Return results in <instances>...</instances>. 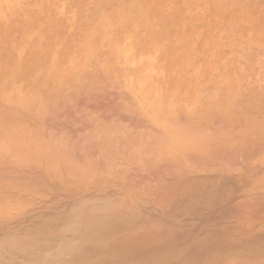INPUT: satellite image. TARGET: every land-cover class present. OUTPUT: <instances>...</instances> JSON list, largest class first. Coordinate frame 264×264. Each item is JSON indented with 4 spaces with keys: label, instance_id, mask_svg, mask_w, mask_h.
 I'll list each match as a JSON object with an SVG mask.
<instances>
[{
    "label": "rangeland",
    "instance_id": "1",
    "mask_svg": "<svg viewBox=\"0 0 264 264\" xmlns=\"http://www.w3.org/2000/svg\"><path fill=\"white\" fill-rule=\"evenodd\" d=\"M0 115V264H264V0H0Z\"/></svg>",
    "mask_w": 264,
    "mask_h": 264
},
{
    "label": "bare ground",
    "instance_id": "2",
    "mask_svg": "<svg viewBox=\"0 0 264 264\" xmlns=\"http://www.w3.org/2000/svg\"><path fill=\"white\" fill-rule=\"evenodd\" d=\"M41 108L43 109V107H41ZM42 109H40V110H42ZM87 113H88V112H87ZM89 113H90V112H89ZM94 113H95V112H94ZM97 113H98V112H97ZM97 113H96V114H97ZM13 114H14V113H13ZM90 114L92 115V112H91ZM12 116H14V115H12ZM87 116H88V115H87ZM89 116H90V115H89ZM97 116H99V115H97ZM16 117H17V116H16ZM16 117H15V116L13 117L14 119H16V120L18 121V122L16 121V123L21 122V123H20L21 125L18 126V125H19V124H18L17 127H16V126H15V127H16V128L20 127L19 132H23V131L25 130V129L22 130V129H23V126H22V125H23V122L21 121V119H19L20 117H18V118H16ZM91 117H92V118H94V117H93V115L90 116V119H91V121H92L93 119H92ZM1 118H5L3 121H9V119H12L11 117H8V116H7V117H5V116L3 117V115H2V116L0 115V119H1ZM7 118H8V120H7ZM19 120H20V121H19ZM94 120H95V118H94ZM94 120H93V121H94ZM1 121H2V120H1ZM1 121H0V123H1ZM3 121H2V122H3ZM12 121H14V120L12 119ZM41 121H43L42 118H41ZM41 121H40V123H39V124H40L39 126H34V127L36 128V130H37L36 133L38 132L37 135L35 134L34 138H35V137H36V138L38 137V138H37V140L34 139V138L32 139V142L34 143L35 146H33V148H32L31 150H30L29 148H30V146H32V144H30V145L28 146V143L31 142V141H29V140H28V142H27V140L25 139V140H26L25 142H27V145L25 144V142H23L24 144H23V143L21 144L23 147H22V146L19 147L20 144L17 143V142L15 143L16 140H14V137H17V140H19V139L21 138V136H22V134L19 133V132L17 131V129H16L15 132H16V133L18 132V135H19V136H18V135H17V136H14V135H16V134H14L15 132L13 133L14 135L11 134L14 130L10 133V136L13 135L14 137H12V139H9V140H11V141L14 140V141H12L13 143H11V144H10V142H6V144L8 143L9 145H12L11 147H9V146L7 145L6 150L11 151L10 149H7L8 147H9V148H12V150H14V148H16V147H17L18 149H19V148H20V149L22 148V150H23V151H21V150H18V151H17V148H16V153H15V150H14L15 155H14V154H11V158H14V157L17 158V157L19 156L20 158H19V157H18V158L20 159L19 161L21 162L22 160L26 159L25 155H26V156H31L30 154H37V155L39 156V154H40L42 157L44 156V158L46 159L45 156L49 154V153H47V152H50V151L52 150V148L48 145V147H50L51 150L45 152L44 148L41 147V145H37V144H39V136H41L42 138H45V140H46V137H47V136H42L43 134L46 135L45 133H47V132H45V131H48L47 127L44 128V129H42V128H43V125H44V126H45V125L47 126V124H46L45 122H42V123H41ZM10 122H11V121H9V123H8L9 126H7V128L10 127L11 129H9V130L15 129V127L13 128L12 126H10L11 124H14V123H12V122L10 123ZM44 123H45V124H44ZM41 124H43V125L41 126ZM25 126H26V127H25ZM25 126H24V128H26V129H28V130H31L30 128H28L27 125H25ZM31 126H32V125H31ZM40 126H41V128H40L41 130L38 128V127H40ZM21 127H22V128H21ZM7 128L4 127V131H2L3 128L0 130V133H1V131H2V132L5 134V137H6V138L8 137V136L6 135L7 133H5V130H6ZM21 130H22V131H21ZM28 130H26V131H28ZM7 131H8V130H7ZM43 131H44V132H43ZM104 131L106 132V130H104ZM8 132H10V131H8ZM39 132H43V133H39ZM48 133H49V132H48ZM48 133H47V135H48ZM1 134H2V133H1ZM24 134H25V133H23V135H24ZM41 134H42V135H41ZM8 135H9V134H8ZM49 135H50V136H49ZM49 135H48V139H49V140L47 139V141H46L47 143H46V144L52 143V145H53V149L56 150V148H57L58 146L56 147V144H55V148H54V143H55V142L58 143L57 141H55L57 137L54 136V135H55L54 133L52 134L51 130H50ZM52 135H53V138L55 137V138H54L55 140L53 141L54 143H53V142H50V137H51V139H52ZM58 136H59V135H58ZM60 136H61V135H60ZM60 136H59L58 138H60ZM90 136H92V134H91ZM41 137H40V138H41ZM84 137L87 138V137H89V135H88V136H84ZM9 138H11V137H9ZM67 138H68V137H67ZM77 138H78V137H76L75 140H76V141L78 140V142L81 143V142L79 141L80 136H79L78 139H77ZM21 139H24V137L22 136ZM62 139L65 141V144L67 145V146L65 145V147H63L64 150L62 149V143H64V141H63ZM65 139H66V138H64V137H62V136H61V140L58 139V140H59V143L61 144V145H59V147L61 146V149L63 150V152L65 151L66 148H67V150H69L70 147L73 149V143H72L71 146H69L70 144H67V141H66ZM80 139H81V138H80ZM108 139H109V138H108ZM35 140H36V141H35ZM45 140H42V141H41V139H40V142H42V143H41L42 145H43V144L45 145ZM52 140H53V139H52ZM52 140H51V141H52ZM95 140H96V139H95ZM104 140H105V138L103 139V141H104ZM112 140H114V139H112ZM34 141H35V142H34ZM48 141H49V143H48ZM62 141H63V142H62ZM32 142H31V143H32ZM36 142H37V143H36ZM43 142H44V143H43ZM100 142H101V141H100ZM104 142H105V141H104ZM104 142H102V143H104ZM68 143H69V142H68ZM106 143H107V142H106ZM0 144H1V143H0ZM97 144H99V143H97ZM110 144H111V143H109V144L107 143V145L111 146ZM1 145H2V144H1ZM25 145L28 146V147L25 148V147H26ZM36 145H37V147L39 146V149H38V150H37V148H36ZM44 145H43V146H44ZM50 145H51V144H50ZM2 146H4V145H2ZM15 146H16V147H15ZM103 146L106 147V145H103ZM13 147H14V148H13ZM45 147H47V145H45ZM48 147H47V148H48ZM68 147H69V148H68ZM74 147H75V145H74ZM76 147H77V145H76ZM104 147H103V148H104ZM34 148H35L36 150H33ZM2 149H3V148H2ZM25 149H28L29 152H32V150H33V151H36V153H35V152H32V153H29V154H28V152H25V151H26ZM42 149H43V150H42ZM57 149L59 150V148H57ZM109 149H110V148H109ZM109 149L107 148L106 150L109 151ZM47 150H49V148H48ZM58 150H56L55 153H53V151H51L52 153L50 152V153H51V157H50V155L47 156V160L50 159V161H48V163H47V160H45L47 165H48L49 163L51 164V167H49L50 164L48 165V168H47L48 170H46V168H45V167H47V165H46V166L44 165L45 172H44V171H43V172L45 173L46 176H47V175H48V176H53V177H50V178H55L54 176H57V178H58V177L60 178V174L57 173L58 171H57L56 169H54V168H55L54 166H55V165L58 166V163H59V162H60V163H59V166H61V168L64 167V166H66V164H67V168L71 167L72 170H74V169H75L74 166H76L77 164H79V162H82V161H83V162H82V163H83L82 166H81V167L76 166V171L74 170L75 172L69 170V171H71L70 174H71V175H72V173H76V174H77V173L79 172L78 169H80V173H78L77 175H76V174L73 175V176H75V175L78 176V178L75 177L76 179H79V177H80V178L83 180L84 178H82V177H88V176L85 175V174H88V175H89V172H90V171H91L90 174L92 175V173H93V172H92L93 169L91 168L92 166L87 165V164H88V161H86L85 158H84V160L87 162L86 165L89 166V167H88L89 170H88L86 173H85V171H86L85 168H87V166L85 165L84 160H82V161L79 160V161H78V160H76V158H73V157L75 156V155L73 156V154H74L73 152H74V151L72 152L71 149H70V153H69V151H65V152H64V153L67 152V154L69 153V154H68V157H69L70 154H71V156H70L71 158H68V157H63V156H67V155L64 154V155L62 156L61 153H63V152L60 153V152H58ZM1 151H2V152H1ZM4 151H5V147H4ZM8 151H5V153L8 152ZM42 151H43V154L41 153ZM18 152H19V154H18ZM22 152H23V153H22ZM24 152H25V153H24ZM37 152H39V153H37ZM2 153H3V150H1V147H0V154H1L0 157L3 155V158H4V157L8 158L7 160H8L9 162H11V163H8V161L5 160V158L3 159V161L1 160V159H2V158H1V159H0V163L3 164L4 161H7V162H5V163H7V165H9V168H8L7 165H6L7 167L4 165L5 163H4L3 165L5 166V168H8V169H6L7 173H8V171L11 170L10 175H13V174H14L12 171H16V174H17V175H13V176H12V177L15 176L14 179L16 180V176H17V178H18V175H19V173H17V172H19V170H22V169H19V168L17 167V165H18V166H21V165L19 164L18 161H15V160H17V159H14V162H13V159H11L10 157H7V155H8L10 152L7 153V155H6V154H2ZM12 153H13V151H12ZM44 153H45L46 155H44ZM72 153H73V154H72ZM21 154H22V155H21ZM4 155H6V156H4ZM16 155H18V156H16ZM20 155H21V156H20ZM9 156H10V154H9ZM12 156H14V157H12ZM107 156L109 157L108 153H107ZM107 156H105V157L107 158ZM24 157H25V158H24ZM48 157H50V158H48ZM58 158H59V159H58ZM62 158H64V159H62ZM67 158H68V163H65V164H64V161H66ZM109 158H110V157H109ZM171 158H172V159H175L176 157H175V158L171 157ZM55 159L57 160L58 163H57V164H54V166H53V167H54V168H53L54 170H50V169H52V165H53L52 163H55V162H53V161H56ZM69 159H70V160H69ZM71 159H72V161H75V160H76V161L78 162L77 164H75V162H71L72 164H73V163L75 164L73 167L71 166V163H70ZM73 159H74V160H73ZM87 159L90 161L89 158H87ZM107 159H108V158H107ZM188 159H189V158H188ZM205 159H207V158H205ZM61 160H62V164H61ZM1 161H2V162H1ZM109 161H110V160H109ZM186 161L188 162V160H186ZM190 161L192 162V160H190ZM17 162H18V163H17ZM89 163H90V165H92L94 162H93V163L89 162ZM172 163H173V164H172ZM172 163H171V164L174 166V161H172ZM180 163H181V161H180ZM13 164H16V167H17L18 169H17L16 167H14ZM68 164H70V166H68ZM106 164H107V163H106ZM106 164H105V166H106ZM108 164H109V163H108ZM169 164H170V163H168V166H169ZM171 164H170V165H171ZM176 164H178V165H176ZM176 164H175V166H177V167L179 168V167H180L179 163L176 162ZM187 164H188L187 166L190 165L189 162H188ZM3 165L0 166V167H1V168H0V171H1V170H2V171L5 170V168H3V167H4ZM10 165H12V166L10 167ZM79 165H80V164H79ZM83 165H85V168H84V169H83ZM93 165H94V164H93ZM110 165H111V163L109 164V166H110ZM107 166H108V165H107ZM12 167H13V168H12ZM78 167H79V168H78ZM94 167H95V166H94ZM177 167H176V168L174 167L173 169L175 170V169H177ZM182 167H183V166H182ZM2 168H3V169H2ZM20 168H22V167H20ZM61 168H60V169H61ZM64 168H66V167H64ZM71 168H69V169H71ZM107 168H108V167H107ZM167 168H168V167H167ZM62 169H63V168H62ZM81 169H82V171H83L84 174L81 172ZM106 170H107V169H106ZM166 170L168 171V169H166ZM169 170H170V169H169ZM55 171H57V172H55ZM69 171H66V172L68 173ZM93 171H94V170H93ZM163 171H164V169H163ZM170 171H171V170H170ZM179 171H180V170H179ZM21 172H22V171H21ZM21 172H20V173H21ZM50 172H51V173H50ZM54 172H55V174H54ZM66 172H63V173L66 174ZM4 173H5V172H4ZM7 173L5 174L6 177L8 176ZM12 173H13V174H12ZM94 173H95V172H94ZM162 173H163V172H162ZM162 173H161V176H163V175L165 174V173H164V174L162 175ZM168 173H169V172H168ZM24 174H26V173H24ZM56 174H59V176L56 175ZM70 174H69V176L71 177ZM181 174H182V172H181ZM27 175H28V174H27ZM27 175H25L24 178H26ZM62 175H63V174H62ZM66 175H68V174H66ZM79 175H80V176H79ZM82 175H84V176H82ZM91 175H90V176H91ZM158 175H159V174H158ZM28 176H29V175H28ZM28 176H27V177H28ZM48 176H47V178H49ZM73 176H72V177H73ZM159 176H160V175H159ZM165 176H166V175H165ZM8 177H11V176H8ZM12 177H11V178H12ZM20 177H23V173L20 174ZM63 177H66V176L63 175L61 178H63ZM140 177H141V176H140ZM166 177H167V176H166ZM142 178H143V176H142ZM145 178H146V177H145ZM12 179H13V178H12ZM12 179H11V180H12ZM81 179H80V181H79L80 183H82V180H81ZM143 179H144V178H143ZM215 182H216L215 185L217 186V183H218V182H217V181H215ZM219 182H220V181H219ZM220 183H221V182H220ZM220 183H218V186H220V185H221V186L224 185V183H221V184H220ZM213 184H214V183H213ZM219 184H220V185H219ZM81 185H82V184H81ZM81 185H80V186H81ZM216 186H215V187H216ZM103 206H107V205L103 204ZM96 210H97V209H96ZM97 211L100 212L101 210H97ZM97 211H96V212H97ZM103 214H104V216H102ZM105 216H106L105 213L101 211V212L99 213V215H98V217L101 218V219H99V220H100V221H102V219L104 220V219L106 218ZM114 216H115V214H114ZM78 217H79V216H78ZM81 218H82V217H81ZM81 218H80V220H81ZM86 218H87V217H86ZM86 218H85V219H86ZM88 218H89V217H88ZM88 218H87V219H88ZM90 218H91V217H90ZM83 219H84V218H82V220H83ZM85 219H84V220H85ZM87 219H86V220H87ZM85 223H87V222H85ZM64 225H65V224H64ZM64 225H63V226L61 225V226L65 228ZM66 225H67V224H66ZM70 225H71V224H70ZM80 225L82 226L83 224H80ZM80 225H79V226H80ZM83 226H84V225H83ZM86 226H87V224L85 225V227H86ZM89 226H90V225H88L87 227H89ZM108 227H109V226H108ZM108 227H106V228H108ZM48 228H51V227H48ZM79 228H80V227H79ZM48 230H49V229H47L46 231L48 232ZM50 231H51V230H49L48 233H50ZM31 232H32V231H31ZM31 232H29V233L31 234ZM47 232H46V233H47ZM83 234H84V233H83ZM81 235H82V233H81ZM0 240L4 241L3 239H0ZM6 240L8 241V239H6ZM6 240H5V241H6ZM13 240H14V239H13ZM13 240L11 239L12 242H13ZM16 240H17V239H15L14 242H16ZM18 240H20V238H18ZM18 240H17V243L19 244V242H20L22 239H21L20 241H18ZM2 241H0V243H2ZM5 241H4V242H5ZM7 241H6L5 243L3 242V243H2V244H3L2 246H1V244H0V247H5V249H6V248L8 249V247H9L10 244L13 245L12 247H14L15 245H16V247H17V245H18V244L14 243V242H13V244H12V242H10V241H8V243H7ZM63 241H64V240H63ZM63 241H61L60 243H61V244H62V243L66 244L65 242H67L68 240H66L65 242H63ZM69 241H70V243H69V242H67V243H68V244H71V242L73 243L74 240L71 239V240H69ZM81 241H83V240L78 239L75 243H77V242L79 243V242H81ZM84 241H85V240H84ZM84 241H83V243L86 244ZM89 241H90V240H89ZM94 241H96V240H93L92 244L96 245L97 243H95ZM9 242H10V243H9ZM47 242H48V244H50L49 241H47ZM86 242H88V240H86ZM96 242H98V243L101 244L102 241L99 242V241L97 240ZM6 243L9 244V245H6ZM20 243H21V242H20ZM78 243H77V244H78ZM4 244H5V246H4ZM84 244H83V246H84ZM88 244H89V243H88ZM90 244H91V241H90ZM72 245H73V244H72ZM72 245L69 246V247H71L72 249H73L74 247H76V249H77V248L79 247L78 245H80L79 250H81V244L73 245V246H72ZM7 246H8V247H7ZM65 246H66V248L68 247V245H65ZM83 246H82V248L85 247V246H84V247H83ZM88 246H89V245H88ZM92 246H93V245H92ZM10 248H11V247H10ZM71 248H69V249H71ZM93 248H94V246H93ZM101 248H102V247H101ZM13 249H17V248H13ZM69 249H66V250H67V251H70ZM74 249H75V248H74ZM74 249H73V250H74ZM76 249H75L74 251L71 250L70 254H71L72 252H74V255L76 254L75 252H77V254H78V252H80V251H76ZM85 249L87 250V246H86ZM85 249H82V250L84 251ZM97 249H99V248H98V245L95 246V249H94V250H97ZM0 250H3V248L0 249ZM49 250H50V249H49ZM49 250H48V251H49ZM77 250H78V249H77ZM82 250H81V251H82ZM94 250H93V251H94ZM99 250H100V249H99ZM64 252H65V251L63 250V253H64ZM60 253H61V252H60ZM65 253H66V252H65ZM97 253H99V252H97ZM61 254H62V253H61ZM70 254L68 253L67 255H68V256H72L73 253H72L71 255H70ZM59 255H60V254H59ZM59 255L56 256V257H58V258L56 259V262L51 261V263L53 262L52 264H54V263H55V264H63V263L66 264L67 262L70 261L69 258L67 257V255H66L67 258H66V257H63V256H65L64 254L61 255L60 258H59ZM74 255H73V256H74ZM73 256H72V257H73ZM76 256H77V255H76ZM80 256H81V255H79V259L82 260V258H81ZM83 256H84V255H83ZM85 256H86V255H85ZM85 256H84V258H85V260L87 261L88 264L91 262V260H92L93 258H95L94 255H91L92 257H93V256H94V257L92 258V257L90 256V257H91V260L88 258V259L90 260V262H89V260L86 259L89 255H87L86 257H85ZM33 257H34V256H33ZM35 257H36V256H35ZM35 257H34V259H35ZM56 257H55V258H56ZM74 257H75V256H74ZM96 257H98V255H97ZM47 258H49L50 260L53 259V258H50V256H47ZM32 259H33V258H32ZM36 259H37V257H36ZM49 259L46 260L47 263L50 262V261H48ZM96 259H97V258H95V260H96ZM53 260H54V259H53ZM95 260L93 259V263L95 262ZM33 261H34V260H33ZM86 261L84 262V260H83L84 264H86ZM93 263H92V264H93ZM90 264H91V263H90ZM96 264H98V262H96Z\"/></svg>",
    "mask_w": 264,
    "mask_h": 264
}]
</instances>
